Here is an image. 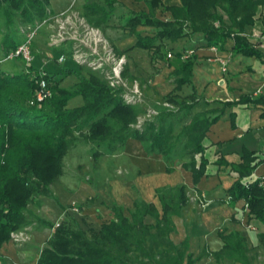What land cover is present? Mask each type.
I'll return each instance as SVG.
<instances>
[{"label": "trees", "instance_id": "1", "mask_svg": "<svg viewBox=\"0 0 264 264\" xmlns=\"http://www.w3.org/2000/svg\"><path fill=\"white\" fill-rule=\"evenodd\" d=\"M52 0H0L4 22L14 25L17 15L25 23L36 24L48 16ZM147 10H129L122 20V28L135 37L129 48L143 47L150 51L154 62L166 57L168 41L199 38L190 46L204 45L225 49L242 55H264L247 33V28L257 20L258 9L264 0H178L175 4L164 0H143ZM119 0H92L83 4L84 16L102 30L110 18L117 14ZM169 11L170 17L159 18L157 11ZM144 31H147L144 33ZM7 50L21 45L14 38L5 39ZM182 45L176 51L178 63L172 73L175 88L159 99L151 118L136 124L145 106L126 101L124 89L108 86L97 74L80 73L67 68L47 71L32 63L24 71H12L0 66V251L12 232L24 225L33 224L37 229L50 227L53 234L37 256V264H195L198 260L189 250L190 239L180 244L170 237L173 231L172 212L188 199V184L182 183L177 190L179 199L157 191L161 209L156 204L135 202L134 208L125 213L123 204L114 203V217L102 221L98 229L90 231L79 223L60 222L54 225L29 208L32 198L52 193L50 184L64 172V155L70 150L76 130L83 141L97 146L103 152L112 153L125 147L131 137L140 141L148 155L159 153L165 161V170L171 172L177 163L192 173L194 186L206 175L209 158L205 157L206 135L210 125L219 121L226 107L239 102L264 101V96L241 94L234 101H223L220 107L195 110L202 99L192 83L195 54L181 59ZM127 72L129 67L127 66ZM75 73L79 81L65 87L64 76ZM47 80L51 95L38 101L36 94L40 79ZM192 85L190 94L180 92L182 85ZM81 97V105H70L72 98ZM167 101L173 106L164 105ZM231 125L235 127V112H230ZM136 124V125H135ZM242 160L230 163L238 172L227 189L231 204L244 199V208L250 220L261 223L264 237V177L254 176V171L264 161L261 153L243 148ZM221 162V161H220ZM227 163V162H226ZM174 188V187H172ZM171 189V188H170ZM171 191V190H170ZM176 198V197H175ZM150 215L152 222L146 221ZM224 240L220 252L234 257L242 264H251L244 249L245 237L238 231L221 235ZM220 252H216L220 254Z\"/></svg>", "mask_w": 264, "mask_h": 264}, {"label": "rangeland", "instance_id": "2", "mask_svg": "<svg viewBox=\"0 0 264 264\" xmlns=\"http://www.w3.org/2000/svg\"><path fill=\"white\" fill-rule=\"evenodd\" d=\"M56 1L52 0L50 2L51 15L54 13L52 6L55 5ZM64 1L66 0H60L58 5L63 6V3H66ZM86 1L92 2V0H69L67 2L71 5L69 11L72 12L71 18H74L80 31L85 29V24H82L83 21L93 26L84 16L83 4ZM97 1L101 2L103 0ZM119 2L117 14H113L112 18H110L111 24L104 30L101 27L99 28L101 33L106 38H109L110 44L116 49L117 56L125 54L126 61L119 74L121 77L119 84L115 82L114 84L116 85H111L110 75L113 74L114 63L110 60L109 53L110 59L108 58V61L103 60L102 64L106 70H103L104 67L100 69L92 68L90 65L79 63L74 58L73 52L77 54V52L82 50L91 53L92 49L89 46L92 43L91 39L89 40L90 43H86L83 39L77 40L70 37L62 41L63 43H68L64 47L54 43L51 45L53 40L49 35L52 34L55 28L54 25L48 23L49 21H43L44 18L51 17V15L37 20L35 25L22 22L19 18L20 15H17L14 25L8 27L4 22L5 16L0 11V66L8 70V72L24 71L26 66H29L23 61L21 56L8 58L12 48L7 50L5 39L14 38L23 43L27 38L25 33L29 26H34L35 28L36 25L40 24L31 44V49L34 53V58L31 61L32 65L47 71H60L61 69L72 68L80 73L87 74V70H89L90 73L97 74L103 78L108 86H118L124 89V95L126 93H135L134 88L137 85L141 94L137 92L139 98L133 103L143 104L146 108L144 109L145 112L138 115L136 122V124L142 123L145 118L154 116V110L160 102L159 99L163 96L162 93L160 94V89L156 84L159 79L166 75L164 73L167 70L166 65L172 66L177 62V55H175L174 51L182 45L190 47V44H193V41L199 38V34L196 33L188 39L185 37L177 39L176 42L168 41L169 47L166 57L161 61L154 62L150 59L151 52L145 48L137 46L133 49L129 48L135 41V37L122 28V23L124 22L122 19L126 13H129V10L142 8L147 10L148 7L143 0H119ZM164 2L175 4L178 0H164ZM156 14L159 18L170 17L169 11L163 9V7ZM93 31H91V36H93ZM247 33L249 36L256 35L255 30L252 33ZM79 36L81 38V35ZM170 52H172L171 55H168ZM61 54L65 55L63 61L58 60ZM238 56L245 64L248 63L251 64V67H256V73L246 72L242 74L238 72L239 83L246 88V91L258 88V80L264 77L263 62L256 56H243L241 54ZM137 62L140 64L137 68V74L139 75L132 76L129 71L127 72L126 68L130 66V69H136ZM237 62L238 58L229 62L227 65L228 70H235L234 65ZM211 64L210 66L213 69L211 84H213L219 75L223 74V71L219 68V63ZM171 71L168 69V72L171 73ZM64 77L62 84L65 87L78 82V77H76L75 73ZM197 85L201 89L203 88L200 81ZM215 85L218 84L215 83ZM137 93L134 95L136 96ZM76 103L79 104L80 102L76 101ZM163 104L173 106L167 101ZM75 132L77 139H74L70 150L64 155L66 163L64 172L56 182L50 184L52 193L44 196H34L29 204L30 210L44 219L51 220L54 225H59L60 222L72 225L76 222L82 228L90 231L92 228L98 229L102 221L110 220L114 217V213H112L110 208L114 203L123 204L127 215L130 213L129 210L134 208L136 201L139 203L147 201L156 204L161 209V201L157 194L158 189L161 188L166 195L168 193L172 194L176 197L173 199L176 200L177 198L179 199L177 188L182 183H186L188 184L186 190L188 199L184 201L182 206L177 207L176 211L172 212L173 231L170 233V237L179 244L184 241L185 237L192 239L190 249L193 251L194 256L198 258L195 264H242L235 261L234 257H230L227 253L220 252L221 249L217 250L220 254H217V251H209L207 243L200 241L198 232L201 229L199 230L196 227L197 224L202 225L203 223L206 226L202 225L201 228L204 226L207 229L208 227L210 229L208 234L218 231L224 233L233 229L240 232L245 237L244 249H246L249 262L251 264H264V237L260 235L263 228L261 223L254 219L250 220L247 217V210L242 208L241 205L240 211L233 213L232 209H228L225 206L228 202L224 199L222 200L223 208L206 212L205 207L212 201V195L209 196L195 189L191 181V171L189 172V169L186 168L182 169L180 163L175 164L174 170L169 172L165 170V163L162 159L161 168L156 169L153 166L155 163L152 159L155 153L151 155L144 153L145 156L143 154L141 157H134L128 153L126 145L122 149L112 151V153L103 152L105 146L102 145L99 149L101 151L94 155L97 146L85 140L83 141L84 138L80 132L77 130ZM145 220L152 222L150 215H147ZM195 227L196 230H194ZM43 230L45 229H37L33 224H26L17 231H13L11 238L3 244L5 253L2 252V254L6 261L1 258L3 255H0V264H37L39 252L46 246L47 239L53 234V229L51 228L47 229L46 227L45 232Z\"/></svg>", "mask_w": 264, "mask_h": 264}, {"label": "crops", "instance_id": "3", "mask_svg": "<svg viewBox=\"0 0 264 264\" xmlns=\"http://www.w3.org/2000/svg\"><path fill=\"white\" fill-rule=\"evenodd\" d=\"M60 0H57L52 6V9H54V12H64L66 11L68 13V16H71L72 12L70 11V3H67L69 0H66L63 3L64 5H58V2ZM55 6V7H54ZM58 6V7H57ZM257 20L256 23L249 26L247 29V32H253L255 30V34L259 35L260 33L264 36V4L258 9L257 12ZM56 25L54 26V28ZM100 28V27H99ZM256 35L251 36L250 39L256 42ZM51 36V34L49 35ZM67 39V38H66ZM65 39V40H66ZM53 42H51L52 45ZM70 43V39H69ZM57 45H61L62 47L66 46L67 42H58L54 43ZM190 46H194L190 44ZM261 49L263 55L264 50L261 47H258ZM195 54V65L193 66V80L192 84L196 86L199 90V92L202 95V99L197 103V105L194 107L195 110L198 109H206L209 107H220L223 105V101L230 100L234 101V99H238V97L243 94H251L252 96H264V77H262L260 80H258V88L256 89H249L245 90L243 85L239 83V77L238 72L246 73H256V67H251V64H248L239 58V54L233 52V50L230 49V46H226L225 49L217 48L214 49L213 46L204 45L202 47H196ZM242 55V54H241ZM237 56V57H236ZM244 56V55H243ZM248 56H255V55H248ZM177 62L175 65H177L179 59L177 55ZM220 58L225 59L227 61V65L229 62L234 60L235 58H238V62L235 63V70L232 69L228 70L227 65H225V69L222 68V63L220 62ZM259 60L263 62L262 69L264 70V57L260 58ZM211 63L218 64L221 71H223L222 75H219L217 80L213 84L212 83V65ZM131 64V63H129ZM138 64V62H137ZM140 66V64L136 65V69H130L129 73L132 76L139 75L137 74V68ZM130 67V66H129ZM175 66L174 65H166L167 70L164 72L166 75L159 79L158 83L156 84L157 87L160 89V94L169 92L173 88H175V75L174 73L168 72L169 70H172ZM163 73V72H162ZM79 81V79H78ZM201 82L203 85V90L197 85ZM64 82V80L62 81ZM218 84V85H215ZM238 84V85H237ZM182 89L180 90L183 94H190L193 90L192 85L183 84ZM201 86V85H200ZM244 91V92H243ZM80 102L79 104L76 103ZM70 105H81L82 99L81 97H75L72 98L69 102ZM235 112V127L231 125L232 118L230 117V112ZM226 113L221 117L219 121H215L210 125V129L208 131V134L206 135V149L204 150V154L206 158H209L210 162H208L207 165V171L206 175L202 176L201 179L198 181L199 183L196 185L195 189H197L199 192L208 194L209 196L212 195V201H210L209 204H207V207H205L206 212L207 211H215L217 208H223L224 204L222 203V200L225 199V201L228 202L227 198V189L228 187L233 183L234 178L238 175L237 171H234L230 165V163H236L242 160V151L245 147L246 149H254L255 152L261 153V157H263L264 154V101L261 103H255V102H239L235 103L231 107H226ZM126 147L128 148V153L131 156L134 157H141L145 152V148L143 144L140 141L135 140L134 138H128L125 142ZM145 156V154H144ZM153 161L155 164L153 166L156 167V169L161 168L162 159L164 161L163 156L159 153H155L153 155ZM151 160V159H150ZM221 161V162H220ZM227 162V163H226ZM165 163V161H164ZM166 164V163H165ZM164 164V165H165ZM181 164V163H180ZM258 167L254 171V176H262L264 177V161L261 162V164L257 165ZM182 169H185L182 167ZM190 172V170H189ZM192 174V173H191ZM177 175V174H176ZM182 175V174H180ZM181 177V176H180ZM192 181V179H191ZM244 199L238 200L237 203L231 204L230 202L225 204V206L228 207V209H232L233 213L240 211V205L242 208H244ZM230 203V204H229ZM245 209V208H244ZM242 209V210H244ZM203 223V222H202ZM202 225L206 226L205 223ZM201 224H197L196 227L200 230L198 232L200 241H203L204 243H207V246L209 248V251L215 252L218 249H221L224 245V240L221 235H225L228 232L232 231L229 230L224 233L218 232H211V234H208L210 229L207 227V229L201 228ZM196 227L194 230H196ZM193 228V227H192ZM43 230L46 231V228ZM47 229H50V227H47ZM234 230V229H233ZM237 231V230H234ZM48 232V231H47ZM191 235V233H190ZM192 240V239H191ZM191 240H190V246H191ZM189 246V250L192 251ZM2 247L0 255H3L5 253V250ZM193 252V251H192ZM195 257V256H194ZM4 259V255L1 257ZM227 258V257H226ZM6 261V259H4Z\"/></svg>", "mask_w": 264, "mask_h": 264}, {"label": "built area", "instance_id": "4", "mask_svg": "<svg viewBox=\"0 0 264 264\" xmlns=\"http://www.w3.org/2000/svg\"><path fill=\"white\" fill-rule=\"evenodd\" d=\"M52 13V12H51ZM72 14V13H71ZM51 15V14H50ZM43 21H49L48 23L52 24V25H56L54 31L51 34V39L53 40V43H58L61 41H64L66 38H73V39H77V40H84L86 41V43H90V39L91 42L90 43V47L92 49L91 53L87 52V51H82L80 50V52H77V54L75 52H73V56L74 58L80 63L83 64H87L90 65V67L92 68H96V69H100L101 67L103 68L104 66L103 64V60L104 61H108V58L110 59L111 57V61H113L114 66H113V74L110 75V79H111V85H116L114 84L116 83H120L121 81V77H120V72L123 68V64L126 61L125 58V54H122V56H117V53L115 52V48L114 46H112L110 44V40L109 38L105 37L98 26H90L86 21H83L82 24H85V29L84 30H79L78 25L76 24L74 18H71V16H68V13L66 11L64 12H57V13H53L51 15V17H46L44 18ZM86 22V23H85ZM35 25V24H34ZM40 24L36 25V27L34 28V26H29V29L26 31L25 35H26V40H24V42L20 45H17L15 48H12L8 58H12V57H16V56H21L23 58V61L26 62V64L30 65L32 62V59L34 58V53L31 49V44H32V40L34 38L35 33L38 31ZM77 28H76V27ZM94 30L93 32V36H91L92 34V30ZM80 31V33H78ZM81 35V38H79ZM84 34V35H82ZM256 46L257 47H261L264 50V36L260 33L259 35H256ZM102 42V44H101ZM214 49H216V47L213 46ZM106 52V55H105ZM194 52H196L195 48H185L182 53H180V58L181 59H189L191 55L194 54ZM108 53L110 55V57L108 56ZM172 52L168 53V55H171ZM91 56V57H90ZM106 56H108L106 58ZM65 55L61 54V56L58 58L59 61H63ZM220 62L222 63V68L225 69V65H227V61L225 59L220 58L219 59ZM106 70V68L104 67L103 70ZM89 71V70H88ZM116 77V78H115ZM119 81H118V80ZM47 80L45 78H41L40 79V86L39 89L37 90V94L36 97L38 99V101H40L41 99L45 98L47 95H51V92L49 91V88L47 87ZM136 85V84H135ZM134 92L135 93H140L139 88L137 87V85L134 88ZM135 93H126L124 95V98L126 101H137V98H139L138 93L135 96ZM264 157V154H263ZM229 202V198L227 199Z\"/></svg>", "mask_w": 264, "mask_h": 264}]
</instances>
